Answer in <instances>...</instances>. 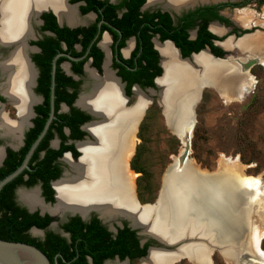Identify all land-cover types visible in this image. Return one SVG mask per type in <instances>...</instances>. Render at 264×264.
<instances>
[{
	"label": "bare ground",
	"instance_id": "obj_1",
	"mask_svg": "<svg viewBox=\"0 0 264 264\" xmlns=\"http://www.w3.org/2000/svg\"><path fill=\"white\" fill-rule=\"evenodd\" d=\"M3 1V11L1 12L0 9V44L8 46L7 56L14 50L11 56H6L7 58H4L3 62L1 61L0 70L3 76L1 80L3 92L8 99L3 95L15 109L16 118L10 119L4 115L1 131L3 135L16 140L21 136L25 121L30 118V108L35 103L33 95L34 68L28 61L29 51L26 42L31 34L28 23H25V17L29 12L28 5L35 3L40 8L47 4H55L59 13L71 21L75 20L73 10L75 13L76 10L67 5V0L66 6L73 8V10L64 5V0ZM159 1L161 0H148V4H157ZM195 1L197 0H169L172 5L171 8L175 10ZM1 2L2 0H0V4ZM50 8L56 12L53 7ZM40 10L42 9L38 11ZM58 17L61 21L59 15ZM248 18L249 16L243 14L237 16L235 20L246 25ZM263 42L262 38L244 39L239 43V47L245 52L254 51L256 48L258 49V46L264 44ZM161 44L164 45H159L158 49L156 43V48L159 52L161 51L166 74L163 79L158 81V84L161 87L167 86L170 83L169 75L174 72L180 75L185 71L186 76L184 77V88L180 91L176 89V92L173 91L172 94L171 91L168 92L170 94L164 95L162 102L168 124L176 135H180L181 123L188 118L191 104L195 103L199 84L212 82L221 93H226L227 96L236 95L238 98H242L244 94L248 93L252 86L250 75L242 78H237L234 75L231 77L229 76L230 72H225L222 69L225 64L213 62L206 53H201L192 60L193 67L202 71L183 70L172 46L169 43ZM231 46V42L225 44V47ZM114 78L107 70L101 81L95 80L92 94L90 95L91 86L88 83L87 87H89L90 92L81 97V99L85 97L82 104L86 107L81 105L83 108L92 107L103 115L116 111L118 115L111 123H104L101 126L91 124L90 131L88 130L90 125L87 127L88 132L93 134L90 133L92 138L95 140V135L99 143L81 145L84 155L79 163L72 166L77 175L58 183L56 186L57 194L54 184L57 201L56 204L54 203L55 207L49 208V206L44 205L35 191L22 192L21 198L32 209L42 208V211L51 210L54 213L71 211L87 215L96 211L102 218H110L114 217L115 211H117L120 215L129 216L133 221L129 217L126 218L133 225L144 226L147 224L150 227V232L162 235L166 239L183 232L190 234L197 230L205 235L212 234L211 236L215 241L223 242L234 238L245 225L250 227L252 210L250 196L255 191V183L243 174V168L238 161L229 163L227 160H224V165H221L219 170L214 173L201 171L192 161L185 165L181 173L169 169L163 179L160 198L161 208H158L155 222L149 223L150 214L135 205L133 194L136 174L128 169L129 160L134 152L135 133L142 118L141 108L145 99L137 92V100L134 101V106L131 109H124L120 97L121 86L118 80L117 83ZM176 96L178 98L181 96L179 102H176ZM172 109L176 110L177 113ZM90 110L92 109L90 108ZM192 123H194L193 120ZM7 143L11 145V143ZM82 143L77 145L78 149ZM225 167L233 169L235 174L223 175L221 172ZM245 180H248L249 184H245ZM240 205L243 206V209H239ZM165 228L167 231L169 230L167 233H165ZM257 232L260 234L255 235ZM262 238H264L263 228L257 227L254 233L252 230L249 248L255 254L256 259L261 258L260 253L256 254V249L260 252L258 245ZM188 251V255L197 264H210L203 249L190 248ZM225 257L235 261V257L230 251L225 253ZM164 260L165 258L159 254H153L145 261V264H160ZM259 260L262 261L263 259Z\"/></svg>",
	"mask_w": 264,
	"mask_h": 264
},
{
	"label": "trees",
	"instance_id": "obj_2",
	"mask_svg": "<svg viewBox=\"0 0 264 264\" xmlns=\"http://www.w3.org/2000/svg\"><path fill=\"white\" fill-rule=\"evenodd\" d=\"M69 2L71 4L81 3L80 13L96 14L95 21L87 27L70 29L59 27L52 13L42 15L45 22L42 30L51 32L52 36L32 43L40 48L39 53L32 55V61L39 70L35 92L42 96L43 101L34 107L36 116L32 119V126L25 133L23 146L17 151L6 149L5 158L0 166V181L21 165L48 120L51 70L53 59L57 54H68L73 58H79L88 51L84 59L78 62L69 61L72 72L82 76L83 64L88 59L91 60V65L100 71L103 53L97 47L96 42L103 32H108L112 37L113 47L115 45L117 61L114 60L113 67L117 69V76L126 83L125 92L127 96H130L131 87L134 84L143 89L154 88V79L162 73L159 66V55L152 43L153 37L158 36L161 42L166 40L173 42L183 58L199 52L206 46L218 57H223L225 52L211 44V39L221 40V38L212 35L207 30L208 21L214 19L230 26L231 22L217 15V11L228 7L240 8L245 4V1H242L199 7L183 14L174 23L168 12L141 11L146 0H120L117 4H112L108 0H70ZM99 22L101 25L98 27ZM196 26L197 36L193 40L188 39V30ZM98 31H100L99 37L92 43ZM131 37L135 38V47L130 57L124 59L120 50ZM67 60L65 56H60L56 60L55 118L31 156L28 163L29 169H25L0 191V239L31 244L41 250L51 264H103L105 260L115 257L121 261L128 258L130 262H134L146 255L147 248L152 242L149 241L140 248L136 231L131 230L125 224L114 235L95 218L86 223L79 217H72L61 225L63 231L69 234L68 238L53 232H46L44 239L40 240L31 237L28 234L29 229L35 227L46 230L55 218L48 215L40 216L38 213H28L15 202L14 192L17 187L30 188L39 183L42 196L47 202H53V189L50 181L57 179L61 173L57 159L65 152H70L74 158L78 156L73 144H65V142L68 139L81 140L86 135L79 126L89 121L90 117L72 106L79 92L80 81L73 80L60 68L61 63ZM2 101L3 98L0 96V102ZM62 103L69 107L68 113L58 112ZM65 130L69 131L68 135L65 134ZM54 138L60 140L58 149H52L49 146ZM138 150L131 160L130 168L141 173L143 170L135 163L139 155ZM136 185L137 196L140 197V179L137 180Z\"/></svg>",
	"mask_w": 264,
	"mask_h": 264
},
{
	"label": "rangeland",
	"instance_id": "obj_3",
	"mask_svg": "<svg viewBox=\"0 0 264 264\" xmlns=\"http://www.w3.org/2000/svg\"><path fill=\"white\" fill-rule=\"evenodd\" d=\"M225 1H245L244 6L236 9L227 8L223 11V14L240 27L250 26V23H254L257 30L254 33L256 35L253 37L264 40V0ZM67 3L70 5L68 1ZM159 5H151L147 2L145 10H154ZM75 10H77L76 16L79 19L76 24L88 25L93 21L94 16L92 14H89V17L85 19L80 14L78 7ZM243 14L249 16L246 25L235 20L237 16L239 17V15ZM103 38H106L108 41L104 49L109 51L111 49V37L105 34L100 40V45ZM156 41L158 42V39ZM226 41H230L232 44L229 48L225 47V52L230 59L244 61L254 56L264 59V44L262 43L254 51L243 52L238 44L242 40L234 41V37H229ZM1 55L6 56L7 51L3 49ZM111 64L112 53L109 52V69L113 71ZM86 68L87 72L81 78V82L87 86L90 82V75L97 76L100 74L93 70L90 64ZM236 74L237 78H242L246 75H250L252 78V86L242 98H238L236 95L227 96L226 93H221L212 87H205L202 90L199 100L194 107V125L190 139L189 158L201 171L207 173L219 170V167L224 165V160H227L229 163L231 161H238L240 163L243 168V174L251 178L255 183V191L250 196L252 206L251 225L254 233L257 227L264 229V200L262 199V195L264 194V63L262 61L252 66L246 73L237 72ZM153 90L157 91L158 88L155 87ZM139 93L144 99L149 100V103L135 133V146L133 155L129 160V170L134 174H138L134 178V189L137 194L136 182L140 179V197L137 196V198L141 204H144L145 202L153 203L156 200L159 190L163 185L164 175L169 169H172V164H174L176 157L182 151L183 143L178 135L173 133L168 127V121L163 114L162 106L159 104L156 94L147 89H140ZM35 95L37 94L35 93ZM125 97L127 96L125 95ZM135 100V93H132L125 101V105L131 106ZM0 113L6 114L9 117L14 116V108L8 105L4 98L0 102ZM0 147H5L4 140L1 138ZM137 149H139V155L135 159V163L140 165L143 170L141 173L130 169L131 160L134 158ZM69 161L74 162L77 160L69 156L60 161L63 177L71 173ZM221 173L223 175L235 174L233 169L229 167H225ZM244 183L249 184L248 180H245ZM27 190L30 189L20 188L16 199L21 200L19 192ZM59 215L61 214H54L53 217L57 223L49 227V231L59 233ZM102 220L106 227L112 224V220ZM247 230L243 229L245 232ZM258 234L260 232H257L255 235ZM30 236L41 238L43 231L30 232ZM258 246L260 252L256 249V254H261V258L259 257V259H263L262 261L252 258V254L243 256L240 261L229 260L219 250H214L210 256L211 264H264V238L259 241ZM127 264H145V261H129ZM173 264L197 263L187 258H181Z\"/></svg>",
	"mask_w": 264,
	"mask_h": 264
},
{
	"label": "water",
	"instance_id": "obj_4",
	"mask_svg": "<svg viewBox=\"0 0 264 264\" xmlns=\"http://www.w3.org/2000/svg\"><path fill=\"white\" fill-rule=\"evenodd\" d=\"M117 1L118 0H111L112 3H116ZM147 2H148V0L142 6L141 10H145ZM221 2H226V1L225 0H208V1L197 0L192 4L183 5V6L179 7L177 10L172 9L171 7H167L164 4L158 3L160 5L156 6V8H158L162 11L168 12L170 14V16L173 19H175L176 17L180 16V14L185 12V11L193 10L199 6L217 4V3H221ZM79 5L80 4L77 3L74 5H71V7L76 9V7H78ZM49 9L57 17L58 23L60 25H62V22L59 20L57 14L50 7H46V8L35 13L34 19L36 20L37 24H40L39 17L41 15V13L44 11H47ZM76 12H77V10H76ZM66 25L70 28H76L79 24L70 25V24L66 23ZM81 25H83V24H81ZM99 33H100V31H98L96 38L99 35ZM216 35L221 36L219 33H217ZM254 35H256V34H254V33L253 34H250V33L244 34L237 41L251 38ZM157 38L158 37L153 38L152 41L154 44V49L158 52V55H159V66L162 69V73L160 76H158L154 79L155 87L158 88V90L154 91L152 88H149L148 90L151 92L153 91V93L156 94L157 100L161 106L163 105L162 102H163L164 95H169L170 93H168V92H170V91L172 94L173 91H174V93L176 92V89H178L180 91L182 88H184V86H185L184 77H186V76H185V71H183V73H181L180 75H178L177 73L174 72L173 74L169 75V82L170 83L167 86L161 87V85L158 84V81L163 79L165 77L166 73H165V67H163V58H162L160 52L158 51V49L156 48V43H160V44L161 43H169L172 46V48L175 50L177 60L181 64L183 70H186V69L191 70L192 69L193 72H196V71L198 72L200 70L199 68L193 67L192 60L195 56H197L201 53H206L211 58V60L215 63L225 64V67L223 66L222 69L225 70V72L226 71L230 72L229 76H231V77L233 75L236 76L237 72H240V73L248 72L252 66L261 63L263 60L259 56H254L252 58L245 59L244 61H241L238 59H230L229 56H226L225 58H217V57L212 56L209 53L208 48H205L204 50H201L198 53H192L189 57L183 58L181 56L179 49H177L174 46L173 42H171L169 40H166L163 42H160V41L157 42L156 41ZM27 40H30V39L28 38ZM27 40H26V42H27ZM94 40L92 41V43L94 42ZM130 42L132 43L133 39H131ZM218 44L223 45L224 41L218 42ZM223 48L226 49L225 47H223ZM3 49L7 51V55L9 52V48L6 44H0V62L3 61L4 58H6V56H7V55L6 56L1 55V51ZM125 51L126 52H124V51L123 52L125 54L124 56L126 57V56H128L127 53H129V52L127 51V49ZM243 52H245V51H243ZM87 53H88V51H86V53L78 59L73 58L68 54H58L55 56V58L53 60L51 95H50V114H49L48 120L46 121L42 132L39 134L37 139L31 145V147H30L29 151L27 152V154L25 155L21 165L14 172H12L11 174H9L8 176H6L4 179H2L0 181V191L7 183H9L14 178H16L25 169H29L28 163L30 161L31 156L33 155V153H34L35 149L37 148V146L39 145L40 141L43 139V137L47 133L50 124L52 123L53 119L55 118V107H54L55 81H54V77H55L57 58L60 56H65L69 60H80V59L85 58ZM108 58H109V53L105 50L103 65H104L105 61H107ZM68 67H69V63L65 62L62 64V68L65 70V72L67 74L70 75ZM200 71H202V70H200ZM74 78L77 79V77H75V76H74ZM116 79L118 80V82L120 84V79L117 77H116ZM205 87H212V88H215L216 90H218V88L212 82H203V83L199 84V86L197 87V91H196L197 97H196L195 103L191 104L190 114L184 122L182 121L180 135L178 134L179 139L183 143V148H182V151L180 152V154L176 157L174 164H172V166H173L172 169L176 170L177 173H181L183 168L185 167V165L188 162L192 161L189 158V154H190V139H191V134H192V129H193L194 123L191 124V121L193 120V122H194V107L197 104L199 97H200V94ZM120 90H121L120 95H121V100L123 102V104H122L123 108L124 109H131L135 103H133L131 106H126L125 101L128 99V97H125L122 89H120ZM139 91H140L139 87L137 85H134L132 88V93H136ZM89 92H90L89 87H87L86 84L84 83L81 86V92L79 93L78 98L75 100V103H74V105L76 107L85 111L87 114H89L93 118L90 122H88L82 126V129L88 134V137H85L84 141H76L75 142L76 148H77V145L81 142L93 141V138H92L93 136L87 130V127L89 125H91V124L102 125L104 123H111L112 121L115 120V118L118 115L116 113V111L114 113L112 112V113L103 115V114H100L98 112H95L94 110H90L88 108H83L81 105H79L78 102L81 99V97L84 95H87V93H89ZM0 94L4 99H6L5 96L3 95L1 89H0ZM180 98H181V96H180ZM180 98H178V96H176V102H179L178 100H180ZM40 101H41V98L37 97V103L36 104H38ZM148 103H149V100L145 99L144 104L142 105V108H141L142 116L145 112V109H146ZM63 108L65 109L64 106H63ZM173 108H174V106H173ZM162 110H163L164 116L166 117V113L163 109V106H162ZM172 110H174V109H172ZM174 111H176V110H174ZM176 113H177V111H176ZM34 116H35V113L33 112V117ZM138 125H137V127H138ZM167 125L171 129L170 124L167 123ZM31 126H32V123L30 122L29 125H27L25 127L24 132H26ZM171 131L173 132L172 129H171ZM0 138H1V136H0ZM23 139H24V135L17 142V144H13V145H10L4 141L5 147L3 148L2 158L0 160V166H1L3 159L6 155V148H10L14 151L19 150L20 147L23 146ZM52 145H53V147H56V142H53ZM77 150H78V148H77ZM128 169H129V164H128ZM60 180H61V178L51 183L53 189H54V184ZM31 190L37 191V195H38L40 201L44 204L43 198L40 197L39 187L32 188ZM161 192H162V187L159 190V193H158L156 200L153 203H145V204L139 203V201L137 200L135 191L133 194L136 207H138L139 209L141 208L145 212L150 214L149 223H151V224L153 223V221L155 222V220H156V214H157L158 208L159 207L161 208V204H160ZM54 200L56 201L55 189H54ZM17 201L19 202L20 205L25 207L30 213H33L34 211H36V208L32 209V208L28 207L23 201H21V200H17ZM49 204L50 203H47L45 205H49ZM242 207L243 206L240 205L239 209L240 208L243 209ZM251 209H252V207H251ZM45 213L49 214L50 216H54V214H51L48 211H42L41 209L39 210L40 215H44ZM74 215H79L83 221H86L88 219V214L82 216L79 213H74V212H70V211H66L63 214L59 215L60 216L59 219H65L68 216L72 217ZM124 218L129 222L130 228L137 231V235L140 237V243L141 244L145 243L147 239H153L161 245L160 247H155V246L150 247L147 251V254L143 258L139 259L141 261H146L153 254H159V256H162V258H165L164 262H162L160 264H173L175 261H178L181 258H187L191 261H194L187 253V252H189L188 250L190 248H193V249L194 248H197V249L201 248V249H203L205 251L209 261H210V256L214 250H219L220 253L223 254L224 256H225L226 252L230 251L232 253V255L235 257V261H240L242 259V257L247 255V254H252V258H256V257H254L255 254L249 248V242L251 240V235H252V225H250V227L245 225V227L243 229H245V230L248 229L247 232L243 231V229H242L238 234H236V236L234 238L230 239L229 241L217 242L211 236L212 234L205 235V234L199 233V231H197V230L195 232L190 233V234L183 232V233L175 235L174 237H171L170 239H166L162 235H159V234L157 235V234H154L153 232H150L151 231V230H149L150 227L147 224L144 226H136V225H133L132 222L128 218H126V217H124ZM99 219H101V218H99ZM251 222L252 221H251V215H250V224H252ZM55 223L56 222H52L50 224L51 227ZM236 223H237V221H236ZM164 230H165V233H167L169 231V230L167 231L166 228ZM200 230H202V229H200ZM33 231L42 232V230L37 229L35 227H32L30 229V232H33ZM60 233L62 236L67 237V234L64 233L62 230ZM128 262H129L128 259H125L124 261H120L118 258H115L114 260L105 261L104 264H127ZM0 264H51V263H50L49 259L47 258V256L41 250H39L37 247H35L31 244L22 243V242H12V241H6V240L0 239ZM210 264H211V261H210Z\"/></svg>",
	"mask_w": 264,
	"mask_h": 264
},
{
	"label": "flooded vegetation",
	"instance_id": "obj_5",
	"mask_svg": "<svg viewBox=\"0 0 264 264\" xmlns=\"http://www.w3.org/2000/svg\"><path fill=\"white\" fill-rule=\"evenodd\" d=\"M70 0H68V2H69ZM110 3H112L111 2V0H108ZM120 0H118L116 3H112V4H117L118 2H119ZM147 1V0H146ZM150 1V0H149ZM227 2H229V1H226V2H221V3H227ZM66 0H64V5L66 6ZM146 3V2H145ZM144 3V4H145ZM158 3H161V4H164L165 6H167V7H172V5H171V3L169 2V0H161V1H159ZM157 3V4H158ZM221 3H217V4H210V5H204V6H199V7H206V6H213V5H218V4H221ZM68 4V3H67ZM69 6H71V5H74V4H71L70 2H69ZM75 4H77V3H75ZM80 5H81V3H79ZM143 4V5H144ZM79 5V6H80ZM3 6H4V1L2 0V2H1V4H0V9H1V12L3 11ZM79 6H78V10H79ZM39 7V5H37V4H35V3H30L29 5H28V10H29V12L27 13V15H26V17H25V23L27 24L28 23V28H30V32H31V34L29 35V39L30 40H27V44H28V51H29V58H28V61L30 62V64L32 65V67L34 68V89H33V95H34V97H35V103H34V105L32 106V108H30V118L27 120V121H25V124H24V127H26L27 125H29V123H30V120L31 119H33L35 116H36V114H35V116L33 117V112H34V107L35 106H37V105H39V104H41L42 103V101H43V98H42V96H40V95H38L36 92H35V88H36V86H37V78H38V75H39V70H38V68L36 67V65L34 64V62L32 61V55H34V54H37V53H39L40 52V48L38 47V46H36L35 44H32L33 42H37V41H40V40H42L44 37H47V36H52V33L51 32H49V31H44V30H42V26L45 24V22H44V20L42 19V15L43 14H45V13H52L53 15H54V17H55V19H56V23L58 24V26L59 27H68L67 25H66V23H68V24H71V25H73V24H76V22H78L79 21V19L77 18V16H76V13H75V11L73 10V8H70V7H68V6H66L67 8H69V9H71V10H73V12H74V21H71V20H68V18H66V17H64V16H62L60 13H59V11H58V9L56 8V6H55V4H47V5H44V6H41L40 8H38ZM46 7H53L55 10H56V14H57V16L59 15L60 16V18H61V22H62V25H60L59 23H58V20H57V17L55 16V14L49 9V10H47V11H44V12H42L41 13V15H40V17H39V20H40V24H37V22H36V20L34 19V15H35V13L36 12H38V10L39 9H44V8H46ZM199 7H197V8H199ZM142 8V7H141ZM197 8H195V9H197ZM228 8H230V7H228ZM195 9H193V10H195ZM225 9H227V8H225ZM225 9H221V10H219V11H217V15H219V16H223L224 18H227L224 14H223V11L225 10ZM231 9H236V8H232L231 7ZM193 10H189V11H193ZM141 11H146V10H141ZM148 11H150V12H153V11H160V12H166V11H162V10H160V9H158V8H156V9H154V10H148ZM189 11H185V12H183V13H181L180 14V16H178V17H176L175 19H173L172 17V20L174 21V23H176V21H177V19L178 18H180V17H182L183 16V14H185V13H187V12H189ZM80 12V11H79ZM92 14L93 16H94V19H93V21L90 23V24H92L94 21H95V18H96V14H94V13H92V12H89V13H87V14H81L82 16H83V18H88L89 16V14ZM210 15H212V14H210ZM59 18V17H58ZM0 19H1V17H0ZM230 22H231V25L229 26V25H227V24H225V23H223V22H220V21H218V20H209L208 21V24H207V30L212 34V35H214V36H216V37H218V38H221V40H213V39H211L210 41H211V44L213 45V46H216V47H218L219 49H221L222 51H226V49H224L223 48V45H224V47H225V44L227 43V42H230V41H226L229 37H233L234 36V41H237L241 36H243L244 34H253V33H255V31L257 30V28H256V25L254 24V23H250L251 25L250 26H244V27H240V26H238V25H236V23L234 22V21H232L231 19H229V18H227ZM77 24H79L76 28H78V27H87V26H89L90 24H88V25H81L80 23H77ZM99 25H101V22H99L98 23V27H99ZM255 26V27H254ZM68 28H70V27H68ZM70 29H74V28H70ZM212 29V30H211ZM237 29V30H236ZM245 31V32H244ZM197 32H198V29H197V26L196 27H194L193 29H190V30H188V39H190V40H193V39H195V37L197 36ZM243 32V33H242ZM98 33V32H97ZM217 33H219L221 36H217L216 34ZM100 34V33H99ZM105 34H108L110 37H111V35L108 33V32H103L102 34H101V36H100V38L97 40V38L99 37V35L97 36V38H96V36H95V40H94V42L97 40V42H96V45H97V47L102 51V53H103V60H102V63H101V70L100 71H98L96 68H94L92 65H91V60L90 59H88L84 64H83V67H82V69H83V75L82 76H78V75H75L73 72H72V70H71V64H70V62L69 61H80V60H82V59H80V60H67V61H64L63 63H65V62H67V63H69V67H68V70H69V72H70V75L69 74H67L66 72H65V70L62 68V64L63 63H61V65H60V68L62 69V71L67 75V76H70L73 80H75V81H80V86H79V92H78V94H77V97H76V99L78 98V95H79V93L81 92V86L84 84L83 82H81V78L84 76V74H86V72H87V65L88 64H90V66L93 68V70H95L97 73H99L100 75H97V76H94V75H90V82H89V84H90V86H91V92H90V95L92 94V90H93V88L95 87V80L96 81H101L104 77H105V74H106V71L108 70L109 71V73L111 74V76L114 78V80L117 82V79H116V77L117 78H119L120 79V85H121V89L123 88V93H124V95H126V92H125V85H126V83L125 82H123L122 80H121V78L119 77V76H117V69H114V67H113V62H114V60H116L117 61V59H116V54H115V45H114V47H113V40H112V37H111V49H109V51L108 50H106V49H104L105 47H106V45L108 44V41H107V39L106 38H103V40L101 41V45H100V40H101V38L102 37H104V35ZM155 37H158V36H155ZM155 37H153V38H155ZM27 38V39H28ZM152 38V39H153ZM254 38H256V37H253V38H251V39H254ZM131 39H133V42L131 43L130 42V40ZM158 39V41H160L159 40V38H157ZM9 40V39H8ZM7 40V41H8ZM92 40V41H93ZM222 41H224V44L223 45H220V44H218V42H222ZM226 41V42H225ZM93 42V43H94ZM161 42V41H160ZM152 43H153V41H152ZM167 44V43H166ZM239 44V43H238ZM159 45H164V44H159V43H157V48L159 49ZM153 46H154V44H153ZM134 47H135V38L134 37H131V38H129L126 42H125V46L120 50V53H121V55H122V57L124 58V59H127V58H129L130 57V53L132 52V50L134 49ZM205 48H208V50H209V53L212 55V56H214V57H217V58H225L226 56H228V54L225 52V54L223 55V57H218L217 56V54L216 53H214V52H211V50L209 49V47H205ZM205 48H203L202 50H204ZM227 48H229V47H227ZM77 49L79 50V48L77 47ZM127 49V51L129 52V53H127L128 54V56H124L125 54H124V52H126L125 50ZM14 50V49H13ZM13 50H12V52L10 53V55L9 56H11V54L13 53ZM105 50L109 53H112V69H113V71L112 70H110L109 69V58L107 59V61H105V63H104V65H103V61H104V56H105ZM124 51V52H123ZM201 51V50H200ZM161 52V51H160ZM86 53V52H85ZM198 53V52H197ZM58 55V54H57ZM9 56H7V57H9ZM6 57V58H7ZM82 57V56H81ZM5 58V59H6ZM55 58V57H54ZM80 58V57H79ZM4 59V60H5ZM78 59V58H77ZM84 59V58H83ZM3 60V61H4ZM54 60V59H53ZM2 61V62H3ZM263 61V63H264V59L262 60ZM88 63V64H87ZM0 64H1V62H0ZM103 65V66H102ZM106 68H107V70H106ZM52 71H53V64H52V70H51V81H52ZM74 76L75 77H77V79H75L74 78ZM2 72H1V70H0V88H1V91H2V93L4 94V92H3V87H2ZM55 78V77H54ZM118 83V82H117ZM119 85V84H118ZM134 85H137V84H134ZM133 85V86H134ZM133 86L131 87V95H132V88H133ZM138 87H139V89H143V88H141L139 85H137ZM149 88H151V87H147V88H144V89H149ZM155 88V87H154ZM154 88H152V89H154ZM119 89H120V87H119ZM37 94V95H35V93ZM137 93V92H136ZM136 93H135V96H136ZM5 95V94H4ZM130 95V96H131ZM6 96V95H5ZM38 98H41V101L38 103V104H36L37 103V97ZM127 96V95H126ZM130 96H127V97H130ZM7 97V96H6ZM120 97H121V95H120ZM85 97H83L81 100H80V105H82L83 107H86L85 105H83L82 104V101H83V99H84ZM7 99H8V97H7ZM75 99V100H76ZM75 100H74V102H73V104H72V106L75 108V109H78V110H80L81 112H83V113H85V114H87L85 111H83V110H81L80 108H78V107H76L75 105H74V103H75ZM136 100H137V98H136ZM7 104L8 105H10V102H9V100H8V102H7ZM63 106L65 107V109L63 108ZM55 107V106H54ZM89 109L91 108L92 110H94L92 107H88ZM62 110V111H61ZM94 111H96V110H94ZM58 112H60V113H68L69 112V107L66 105V104H61L60 105V109H59V111ZM96 112H98V111H96ZM14 113H15V109H14ZM35 113V112H34ZM99 113V112H98ZM50 114V113H49ZM4 115L6 116V114H1V120H0V135L2 136V138L5 140V141H7V142H9V143H11V145H13V144H17V142L23 137V135L25 136V134L24 133H26V132H24L25 131V128L23 127V131L21 132V136L18 138V139H13L12 137H9V136H6V135H3V133H2V131H1V123H2V121H3V117H4ZM89 117H90V120L89 121H87V122H84L83 124H81L79 127H80V130L81 131H83V132H85L83 129H82V126L84 125V124H86V123H88V122H90L93 118L89 115V114H87ZM8 118H10V119H12V118H16L15 117V114H14V116L13 117H9V116H7ZM33 117V118H32ZM27 122V123H26ZM31 123H32V121H31ZM91 126L92 125H90L89 127H88V130L90 131V128H91ZM101 126V125H100ZM104 127V126H103ZM68 133H69V131L68 130H65V134H67L68 135ZM91 133V132H90ZM85 136L81 139V140H72V139H68L66 142H65V144H73V146H74V148H75V150L78 152V156L76 157V158H74L73 156H72V154L70 153V152H65L60 158H58L57 159V163H58V165H59V168L61 169V173H60V176L57 178V179H55V180H52V181H50V185H51V183L52 182H54V181H56V180H58V179H60L61 178V180L60 181H58V182H56L55 183V189H56V186H57V184L58 183H60L61 181H63V180H65V179H70V178H74L76 175H77V173L73 170V165H75V164H77V163H79L80 162V160L82 159V157H83V151L81 150V145H83V144H86V143H89V144H93V145H96V144H98L99 143V141H98V139H97V137L94 135V137H95V140H94V142H83L82 144H80L79 145V149L81 150V152H80V150L78 151L77 150V148L75 147V142L76 141H84V139H85V137H88V134L85 132ZM92 134V133H91ZM93 135V134H92ZM23 141H24V139H23ZM97 141V142H96ZM53 142H56V147H53ZM59 144H60V140L58 139V138H54V139H52L51 141H50V148H52V149H58L59 148ZM21 148V147H20ZM7 149V148H6ZM10 149V148H9ZM14 151V150H13ZM0 152H1V158H2V153H3V147H0ZM69 156H71V157H73L74 159H76L77 161H74V162H71V161H69V166H70V168H71V173H68V174H66L64 177H63V172H62V168H61V165H60V161H62L65 157H69ZM81 157V158H80ZM1 158H0V160H1ZM5 158V157H4ZM4 160V159H3ZM3 163V162H2ZM2 165V164H1ZM131 169V168H130ZM136 175H138V174H136ZM63 177V178H62ZM37 187H39V189H40V197L41 198H43V200H44V205L45 204H47V203H50L51 205H46V206H49V208H54L55 207V204L57 203V201H56V203L54 204V202H55V200L53 201V202H47L46 200H45V198L42 196V190H41V184L39 183L38 185H36ZM36 186H33V187H30V188H27V187H25V186H19V187H17L16 189H15V192H14V197H15V202H16V204L19 206V207H21V208H23V209H25L28 213H30L25 207H23L22 205H20L19 204V202L17 201V199H16V195H17V192L19 191V189L20 188H26V189H30L31 190V188H34V187H36ZM51 187H52V185H51ZM53 189V188H52ZM33 191H35L36 193H37V191L36 190H32V191H29V190H27V191H20L19 192V197H20V199L26 204V205H28V203H26L22 198H21V193L22 192H26V193H28V192H33ZM134 191H135V189H134ZM56 194H57V189H56ZM135 194H136V192H135ZM136 197H137V194H136ZM260 197V196H259ZM53 199H54V189H53ZM262 199L264 200V194L262 195ZM137 200H138V198H137ZM139 201V200H138ZM140 203V202H139ZM52 204H54V205H52ZM30 208H32L30 205H28ZM40 209H42V208H36V211H34L33 213H38L39 214V210ZM43 210V209H42ZM44 211H49V212H51V210H44ZM71 212V211H70ZM51 213H53V214H63V213H54V212H51ZM75 213H80V212H75ZM32 214V213H31ZM81 214V213H80ZM40 215V214H39ZM44 215H48V216H50L49 214H47V213H45ZM44 215H40V216H44ZM81 215H83V214H81ZM50 217H53V216H50ZM72 217H79L81 220H82V218L79 216V215H74V216H72ZM72 217H66L65 219H59V233H56V234H58V235H60L61 237H64V236H62L61 235V230L63 231V229L61 228V225H63V224H65L70 218H72ZM124 217H129V216H125V215H120L119 214V212H117V211H115V216L114 217H110V218H102V216L98 213V212H96V211H92V212H90V213H88V219L86 220V221H83V222H89L91 219H93V218H95V219H97L100 223H101V225H103L105 228H106V230L108 231V232H110V233H112V234H116L117 233V230L118 229H120V228H122L123 226H124V224L127 226V227H129L130 228V226H129V222L124 218ZM54 218V217H53ZM99 218H101V219H104V220H112V224L109 226V227H106L105 225H104V223H103V220H101V219H99ZM130 218V217H129ZM131 219V218H130ZM132 220V219H131ZM133 221V220H132ZM53 222H55V221H53ZM52 223V222H51ZM50 223V224H51ZM57 223V222H56ZM134 223V222H133ZM48 225L47 226V228H46V230H42V229H40V230H42L43 231V236L41 237V238H37V239H40V240H43L44 239V237H45V234H46V232H52V231H49L48 230V228L49 227H51V225ZM31 229V228H30ZM30 229H29V231H28V234L30 235ZM131 230H134V229H132V228H130ZM136 231V230H135ZM64 232V231H63ZM54 233V232H53ZM64 233H66V232H64ZM67 234V237H64V238H68L69 237V234L68 233H66ZM136 234H137V231H136ZM137 237L139 238V243H140V237L137 235ZM33 238H35V237H33ZM152 242L151 243V245L147 248V251H148V249L150 248V247H160L161 245L159 244V243H157L155 240H153V239H147L146 240V242L145 243H147V242ZM145 243H143V244H141L140 243V248L145 244ZM146 254H147V252H146ZM115 258H117V257H115ZM114 258V259H115ZM114 259H108V260H114ZM126 259H128V258H126ZM140 259V258H139ZM138 259V260H139ZM108 260H105V261H108ZM125 260V259H124ZM124 260H122V261H124ZM129 260V259H128ZM104 261V262H105ZM121 261V260H120ZM104 262H103V264H104Z\"/></svg>",
	"mask_w": 264,
	"mask_h": 264
}]
</instances>
